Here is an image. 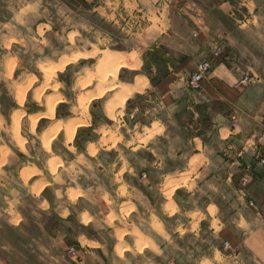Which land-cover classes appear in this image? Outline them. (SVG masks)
<instances>
[{"label":"crops","instance_id":"obj_1","mask_svg":"<svg viewBox=\"0 0 264 264\" xmlns=\"http://www.w3.org/2000/svg\"><path fill=\"white\" fill-rule=\"evenodd\" d=\"M3 8L0 74L21 61L15 46L49 55L59 68L67 63L61 74L83 62L70 89L59 90L56 118H83L74 114L80 94L72 98L71 91L88 76L83 92L93 91L88 99L104 117L75 122L100 128L97 136L62 129L54 137L64 163L58 177L48 171L56 161L20 162L25 151L0 135V217L28 223L33 199L39 239L49 237L60 250L71 239L77 264H264V71L251 43L258 15L236 23L231 0H4ZM62 42L71 49L54 56ZM74 53L80 55L72 60ZM203 59H212V68L192 89L189 75ZM102 60L107 69L117 64L115 79L99 74ZM244 76L251 80L241 82ZM7 94L16 101V92ZM16 107L7 112L0 103V130L12 129ZM48 107L45 100L27 111ZM39 211L54 217L40 219ZM125 224L122 254L117 233ZM225 240L238 247L236 255Z\"/></svg>","mask_w":264,"mask_h":264},{"label":"rangeland","instance_id":"obj_2","mask_svg":"<svg viewBox=\"0 0 264 264\" xmlns=\"http://www.w3.org/2000/svg\"><path fill=\"white\" fill-rule=\"evenodd\" d=\"M231 2L236 7V13L234 15V21L236 23L239 22L238 19H243L247 15H250L252 12L260 17L259 22L261 23V29L253 31L255 37H253L254 41L252 40L253 42L251 43L253 44L252 52L254 56H260V59H262V62L257 61L254 63H256L259 69L264 71V0H231ZM3 4L4 0H0V10L3 8ZM220 16L221 19L227 23H232L233 21L232 18H224L222 15ZM237 34L243 35V32H239ZM246 40L247 38H245V36H242L241 42H245ZM64 44L65 43L62 42V45L58 44L59 47L53 49H59L53 54L54 56L58 55L60 49H71V47H66ZM83 45H85V42L82 40L77 45H75V48L83 47ZM112 46L113 45H111V47ZM14 50L18 54H21V61L19 63L10 62V67H8L10 68V70L8 69L9 73L7 72L6 76L0 74L3 75L2 78L0 77V103L3 105V109L7 112V107L10 104H13V106L17 107L12 116V129L10 127L9 130H0V135L6 138L9 144H13L12 146H14L15 143L16 146L14 147H20L25 151L26 155L22 156L20 162L22 160L25 161L29 159L30 162H33L35 164L37 163L44 166H50L49 161H56L57 167H53L48 171H53L58 177L60 164L62 163L64 165V163L55 154L53 143L54 137H56L58 132L62 129H64L66 132V125L69 122L72 121L74 122V124H76V121L84 122L90 116L92 118L95 117L98 120H101V118L104 117V112L99 106L94 107V99H88V94L93 91L83 92V90H85L84 85L86 84L84 80H86L89 77L88 76L87 78L81 79L79 81V85L81 86H74L71 91L72 98L75 97L77 93L80 94L78 97V107L75 108L74 114L81 115V117L83 118L72 116L65 118L61 117L59 119L56 118L57 103H59L60 100L56 103V110L53 113L49 112V110H46L47 106H49L47 103L51 100H55L58 98L61 99L62 95L59 90L70 89L67 83L77 74V72L82 73L83 62L77 61L75 63H72L70 68L65 70L66 72L61 74L59 69H63L67 63L63 67L59 68L58 64H60L61 62L50 61L49 58H47L49 57V55H38L37 53H35V55H32L31 53L24 52V50L22 48H19L18 46H15ZM243 50H245V48L241 46L240 52L243 53ZM74 54L75 55L73 56L72 60L77 59L80 55V53ZM99 69H102L100 70L101 73L99 71V74H102L103 76L104 73V76L107 75V78L111 77L109 69H107L106 67H99ZM91 73L92 72H90L89 75ZM11 89L13 90V92H16L17 102L14 99L11 100L9 94H7V92ZM50 91H54L56 93L49 94L48 92ZM33 93L35 96H33ZM107 93L103 95L102 99H105L109 96L107 95ZM45 100V110H40L31 114L27 111L29 108L33 107V105H37L38 103H40V106H43V102ZM65 109L66 108L64 107L61 111H64ZM48 113H51L49 114L50 116L46 115ZM113 121L110 120L107 122L111 123ZM84 127L85 126H83L82 124L78 126L76 125L73 134H76L78 132V129H82ZM99 130L100 128L98 127L96 130H94L91 126H89L86 129H82L81 132H78V137L95 135L97 136ZM11 139L13 140L11 141ZM77 144H79L81 147L83 145V139L79 138V140H77ZM56 148L60 149L61 145L59 144V146H57ZM72 149H75L74 146ZM50 155L51 157H49ZM20 162L16 163L13 172L17 171V165L20 164ZM38 171L42 172L41 169H39ZM43 181L46 184L49 183L45 176ZM14 184H16L15 186H17V183ZM18 190L23 192L22 188H19ZM0 191L4 192L3 189H0ZM28 201V206L26 208L29 216L28 223H23L22 225H20L12 222L11 220H9V218H4L3 215L0 217V264H77L76 262H74L76 261V258L74 256L76 246L71 241V239L68 240V243H65L66 248L61 249L63 251H61L60 248L57 249L52 240L49 239V237L39 239L38 235L41 234V230L38 228L35 221L37 215L35 211L37 210L35 207L36 203L33 201V199H29ZM39 212L40 219H46L47 216L53 215H48L42 213L41 211ZM126 225L127 224H125L124 227L119 228V231L117 233V238L119 239L117 248L118 251L122 254L124 252V247L128 245V243L125 241V236H127ZM76 226L78 227V223L76 224ZM71 247H73L74 250H71ZM40 248H47L49 249L48 251L51 252L52 250L53 252H49V254H42ZM110 261H112V259ZM117 264L124 263L119 260Z\"/></svg>","mask_w":264,"mask_h":264},{"label":"built area","instance_id":"obj_3","mask_svg":"<svg viewBox=\"0 0 264 264\" xmlns=\"http://www.w3.org/2000/svg\"><path fill=\"white\" fill-rule=\"evenodd\" d=\"M222 52V46L218 45L215 49H214V55L217 56ZM212 59H203L201 61L198 62L197 64V68L192 71L190 73L189 76V86L192 89H199L202 86V80L204 79V77L209 73V71L212 68ZM250 79V77L248 76H244L242 77V79L240 80L241 82L244 81H248ZM262 137H264V132L262 133ZM258 159L261 160L262 162H264V156L262 155L261 152L258 153ZM143 176H146V173H143ZM249 174H245L242 179H241V183L243 185V187L247 184L248 179H249ZM246 191V190H245ZM223 247L225 248V250L230 254V255H236L238 253V247H233L229 241L225 240L223 243ZM71 250H74L73 247H71ZM166 264H174V261L172 259L168 260Z\"/></svg>","mask_w":264,"mask_h":264},{"label":"bare ground","instance_id":"obj_4","mask_svg":"<svg viewBox=\"0 0 264 264\" xmlns=\"http://www.w3.org/2000/svg\"><path fill=\"white\" fill-rule=\"evenodd\" d=\"M113 54H115V55H118L117 53H113ZM107 64V61H105V60H102L101 61V63H100V66L101 67H107L108 65H109V61H108V64ZM98 70H101V69H98ZM117 71H118V66H117V64L115 65H112V66H110V68H109V73H110V75H111V77H113L114 79L116 78V74H117ZM106 72V71H105ZM100 73H101V71H100ZM109 73H107V74H109ZM103 76H104V73H103ZM107 76V75H106ZM98 77H100L101 78V75L100 76H98ZM104 78V77H103ZM117 81V80H116ZM49 82V81H48ZM114 82V81H113ZM80 83V82H79ZM82 83V82H81ZM84 83V82H83ZM111 83V82H110ZM108 84H109V82H108ZM122 84V83H121ZM118 85V84H117ZM49 87V86H48ZM103 87H104V85H103ZM102 88V87H101ZM108 88V87H107ZM106 89V88H105ZM128 89V88H127ZM130 89V88H129ZM97 90H100V89H97ZM103 91V90H102ZM117 92V91H116ZM20 93V92H19ZM127 93V92H126ZM102 94V93H101ZM121 94V93H120ZM91 95V94H90ZM123 95V94H122ZM127 95H129L128 93L125 95V97L127 96ZM21 96V95H20ZM93 97V96H92ZM125 97H123V98H121V100L119 101L120 103H123V101L125 100ZM88 98H89V96H88ZM115 98V97H114ZM59 101V99H55V100H51L50 101V103H49V112H51V113H53L54 111H55V105H56V103ZM118 105V104H117ZM120 106V105H119ZM110 109L112 110V108L110 107ZM114 109V108H113ZM51 113H48L47 115H49V114H51ZM111 113V112H110ZM113 113V112H112ZM111 113V114H112ZM70 119V118H69ZM61 121V120H60ZM62 122V121H61ZM62 124V123H61ZM56 127H57V125H56ZM59 127V126H58ZM75 128H76V124H74V122H69L67 125H66V129H67V132H68V136H72V134H73V132L75 131ZM55 129V128H54ZM70 139V138H69Z\"/></svg>","mask_w":264,"mask_h":264}]
</instances>
